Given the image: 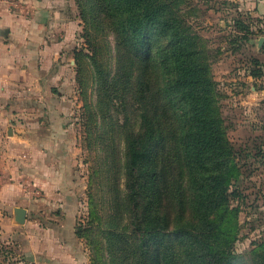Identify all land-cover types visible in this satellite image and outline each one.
I'll return each mask as SVG.
<instances>
[{"label":"rangeland","instance_id":"1","mask_svg":"<svg viewBox=\"0 0 264 264\" xmlns=\"http://www.w3.org/2000/svg\"><path fill=\"white\" fill-rule=\"evenodd\" d=\"M163 1L200 37L203 56L211 63L218 82L217 104L234 148L233 159L239 167V177L229 189L233 193L230 207L238 209L233 253L238 264H253L255 259H262L263 263L264 121L253 119L257 126H251V121L241 125L237 121L239 115H249L250 103L246 108L235 98L241 93L240 88L250 96L253 84L250 80L239 81L241 66L245 67V73L247 68L257 67L250 64L251 50L244 42L249 33L240 29L238 23L243 21L251 33L254 30L250 24L256 19L241 5V0ZM92 2L73 0L74 17L80 21L67 58H73L74 62L70 64L65 59L66 76L52 87L53 94L69 103L67 116L73 123L78 147L75 164L81 175V195L76 233L89 264H121V256H127L131 264H150L138 249V240L144 232L143 196L139 171L131 167L130 156L131 140L144 135L145 115L153 117L156 108L157 71L152 73L147 87L139 84V69L132 61L125 60L119 70L121 56L114 32L106 22L96 18ZM1 6L17 10L31 7V3L0 0ZM35 98L48 100L45 92L43 97H33V93L21 91L3 100L29 104ZM261 103L264 104V99ZM241 106L246 110L240 113ZM253 106L263 118L264 111L257 110L259 104Z\"/></svg>","mask_w":264,"mask_h":264},{"label":"trees","instance_id":"2","mask_svg":"<svg viewBox=\"0 0 264 264\" xmlns=\"http://www.w3.org/2000/svg\"><path fill=\"white\" fill-rule=\"evenodd\" d=\"M91 9L114 32L119 70L132 61L147 87L157 71L153 117L145 115L144 135L131 140L143 196L141 256L150 264H238V209L229 189L239 167L200 37L163 0H93Z\"/></svg>","mask_w":264,"mask_h":264},{"label":"crops","instance_id":"3","mask_svg":"<svg viewBox=\"0 0 264 264\" xmlns=\"http://www.w3.org/2000/svg\"><path fill=\"white\" fill-rule=\"evenodd\" d=\"M27 1L31 7H0L1 258L4 264H89L76 233L81 175L75 164L73 123L67 116L70 107L52 88L66 76L65 59L80 20L74 17L73 0ZM241 5L256 19L244 42L251 50L250 64L257 67L245 73L241 66L239 81L253 84L250 96L240 88L235 97L246 108L250 103L247 116L241 113L246 108H238L237 121L257 126L254 120L264 121L253 106L259 104L258 112L264 111V0H241ZM16 91L33 97L45 92L48 100H3ZM18 206L27 209L22 224L15 219Z\"/></svg>","mask_w":264,"mask_h":264},{"label":"water","instance_id":"4","mask_svg":"<svg viewBox=\"0 0 264 264\" xmlns=\"http://www.w3.org/2000/svg\"><path fill=\"white\" fill-rule=\"evenodd\" d=\"M7 31L8 30H6V34H7ZM9 133L12 134L13 133V130H10ZM14 212H15V219H16V221L19 224L24 223L25 220H26V218H27V209L24 208V207H19L18 206V207L15 208Z\"/></svg>","mask_w":264,"mask_h":264}]
</instances>
